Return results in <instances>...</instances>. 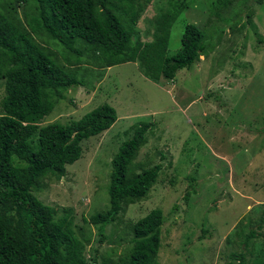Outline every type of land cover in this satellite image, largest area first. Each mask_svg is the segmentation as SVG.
Listing matches in <instances>:
<instances>
[{"label": "rangeland", "instance_id": "1", "mask_svg": "<svg viewBox=\"0 0 264 264\" xmlns=\"http://www.w3.org/2000/svg\"><path fill=\"white\" fill-rule=\"evenodd\" d=\"M167 1L145 3L133 24L141 40L151 38V21ZM183 1L166 55L178 50L183 26L195 24L207 51L189 68L153 81L134 62L98 68L81 60L83 85L64 91L39 123L66 124L101 103L115 110L109 128L80 142V156L65 165L64 175L44 179L34 193L60 215L69 209L88 263L123 255L130 225L152 208L164 216L156 264H236L238 252L252 264L264 256V0H228L219 9L217 0ZM11 6L23 22L25 5ZM43 45L64 63L60 45ZM3 89L0 79V100ZM147 122L135 171L157 164L156 181L143 199L121 207L100 241L97 225L82 218L108 207L110 159L133 128ZM250 230L254 235L244 244Z\"/></svg>", "mask_w": 264, "mask_h": 264}, {"label": "trees", "instance_id": "2", "mask_svg": "<svg viewBox=\"0 0 264 264\" xmlns=\"http://www.w3.org/2000/svg\"><path fill=\"white\" fill-rule=\"evenodd\" d=\"M13 3L25 5L23 22L14 16ZM145 3L0 0L4 88L0 100V264H156L164 221L159 208L150 209L130 225L131 244L123 255L114 261L93 258L88 263L82 242L70 228L69 209L60 215L34 194L45 186L44 179L58 180L64 175L65 165L79 158L83 139L106 130L116 119L114 108L101 103L66 124H39L64 91L83 85L77 74L81 60L98 68L134 62L146 78L157 81L172 79L177 70L189 68L207 51L202 30L186 23L178 50L166 55L170 27L186 5L183 0H168L151 21V38L141 40L133 24ZM228 3L217 0L215 7L225 8ZM48 40L60 45L64 63L44 48ZM149 125L137 124L110 159L108 207L82 218L97 225L100 241L102 228L121 207L143 199L156 181L157 164L135 171L136 151L145 142ZM253 235L252 230L245 234L244 244ZM234 257L236 264H246L242 252ZM252 264H264V256L255 257Z\"/></svg>", "mask_w": 264, "mask_h": 264}]
</instances>
